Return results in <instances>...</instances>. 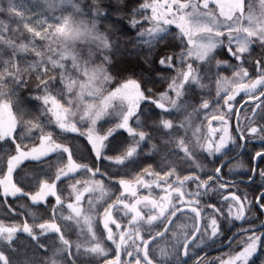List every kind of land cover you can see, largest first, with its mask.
<instances>
[{
    "label": "snow or ice",
    "instance_id": "snow-or-ice-1",
    "mask_svg": "<svg viewBox=\"0 0 264 264\" xmlns=\"http://www.w3.org/2000/svg\"><path fill=\"white\" fill-rule=\"evenodd\" d=\"M257 260L264 0H0V264Z\"/></svg>",
    "mask_w": 264,
    "mask_h": 264
},
{
    "label": "trees",
    "instance_id": "trees-1",
    "mask_svg": "<svg viewBox=\"0 0 264 264\" xmlns=\"http://www.w3.org/2000/svg\"><path fill=\"white\" fill-rule=\"evenodd\" d=\"M223 251H227V249L226 248L214 249L210 254L215 256V255H219ZM257 264H259V260H257Z\"/></svg>",
    "mask_w": 264,
    "mask_h": 264
}]
</instances>
